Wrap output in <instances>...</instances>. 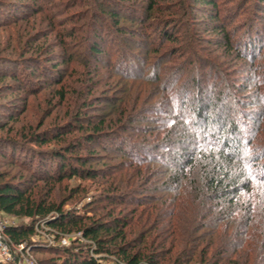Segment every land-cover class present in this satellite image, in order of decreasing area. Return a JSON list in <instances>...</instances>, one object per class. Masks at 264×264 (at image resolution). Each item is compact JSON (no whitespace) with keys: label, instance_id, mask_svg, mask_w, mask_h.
Instances as JSON below:
<instances>
[{"label":"rangeland","instance_id":"1","mask_svg":"<svg viewBox=\"0 0 264 264\" xmlns=\"http://www.w3.org/2000/svg\"><path fill=\"white\" fill-rule=\"evenodd\" d=\"M213 1L215 10L193 0H0V115H8L13 109L20 113L12 122L0 118V125H5L0 137L19 140L30 132H40L55 125H72L73 130L66 131L65 141L68 142L81 137L83 131L79 128L86 129L89 121L97 124L99 119L106 117L104 131L116 132L121 137L119 141H125L126 149L129 147L127 142L154 144L159 140L160 143L169 131L166 119H176L175 116L181 113L180 105L188 103H181L183 96L179 95H184L187 87L198 80L206 89L211 105L210 116L220 106L219 110L228 113L227 124L237 125L241 136L248 138L241 142L245 148L243 157L255 173L264 164V9H258L257 0ZM17 4L29 7V10L22 12L23 7L19 8ZM152 5L155 12L149 14L148 8ZM100 7L120 13L118 28H115L110 15H100ZM257 16L260 18L256 20ZM164 25H168L166 31L173 41L165 42L161 47L160 32ZM221 29L226 31L229 43H225L222 33H219ZM94 36L103 40L102 57L96 61L89 58L86 51L87 41ZM249 40H254L257 51L251 56L240 54L242 44ZM50 54H53L50 56L54 58L52 62L47 61ZM63 55L68 59V64H59L63 70L64 102L56 93L59 85L38 82L32 95H23L12 80L3 76L5 73L19 77L26 74L31 75L33 82L44 80L32 68L37 65L36 58H43L51 64L58 63ZM122 67L127 76L118 74ZM34 72L36 75L32 76ZM189 97L192 96L183 100ZM83 99L91 105L85 107L88 109L83 110ZM109 102L116 105L127 103L124 105L128 107L124 118L133 116L138 122L129 127L127 124L115 126L116 114L107 116ZM80 109L83 111L80 112V120H71ZM184 109L187 108H183V114L186 113ZM164 111L171 114L162 115ZM188 113L187 117H190ZM220 132L211 129L214 142L220 143L221 137L226 135ZM119 141L113 144V149L119 148ZM50 147L56 145L52 143L44 149ZM86 147L77 153L87 155L92 147ZM93 149L98 157L92 164L114 169L116 177L128 171L125 165L132 162L131 158L123 153L103 152L100 147ZM142 167L144 170L145 166ZM151 169L156 170L155 173L162 171L159 166ZM0 173L8 175L4 180L29 177L23 170L2 160ZM149 175H154L153 171ZM157 180V177L150 178L149 184L139 191H151ZM161 182L157 183L158 186ZM252 183L249 196L258 191L264 193V183L258 187ZM105 187L104 178L67 179L55 184L47 202L63 205V211L82 213L97 194L105 191ZM49 188L42 182L34 183V199H45ZM261 200L264 201V194ZM238 201L235 205L242 204ZM97 206L100 207L99 204ZM131 207L135 204L127 206L126 210H131ZM100 214L102 212L96 213ZM0 215L6 227L20 222L11 216ZM254 217L261 228H249L244 237L245 249L234 252L231 246L225 263L264 264V217ZM22 223H28V220H22ZM36 226L32 245L24 246V249L29 248L37 264L53 258L48 247H69L78 240L76 232L56 237L46 225L37 223ZM244 239L237 240L243 243ZM227 242L221 247H225ZM101 264L123 263L115 257H108Z\"/></svg>","mask_w":264,"mask_h":264},{"label":"trees","instance_id":"2","mask_svg":"<svg viewBox=\"0 0 264 264\" xmlns=\"http://www.w3.org/2000/svg\"><path fill=\"white\" fill-rule=\"evenodd\" d=\"M193 1L216 9L213 0ZM257 4L258 9H264V0H257ZM17 5L23 7L22 12L29 10V7ZM100 8V15H110L115 28H118L120 13L114 9L108 12L104 7ZM154 12L152 5L148 13ZM211 16L217 18L216 15ZM259 18L257 16L256 20ZM160 22L159 26L162 20ZM167 26L164 25L160 32L161 47L165 42L173 41L166 31ZM219 33H222L225 43H229L226 31L221 29ZM87 44V56L94 61L99 60L102 57L103 40L94 36L89 38ZM241 47L240 54L251 56L257 51L254 40H249ZM52 55L47 61L52 62ZM59 58L58 63L51 64L43 58H36L37 65L32 68L44 80L33 82L31 75L26 74L19 77L14 73H5L3 76L12 80L23 95H32L33 87L39 85L38 82L59 85L56 93L60 101L64 102L63 70L59 64H68V59L65 55ZM124 70L122 67L118 74L127 76ZM35 72L32 76L36 75ZM187 88L189 90L179 96H183V99L192 97L186 101L182 99L181 103H188L180 105L181 113L175 116L176 119H166L169 131L163 135L160 143L155 137V145L127 142L129 147L126 149L125 141H119L121 137L116 132L104 131L107 127L106 117L99 119L97 124L89 121L86 129L79 128L83 131L81 137L68 142L65 141L66 131H72V125H55L40 132H30L19 140L0 137V160L18 167L29 176L24 180H4L8 175L0 173V213L20 221L17 225L5 228L13 243L31 246L36 224L43 222L56 237L76 232L85 241L82 244L76 240L75 245L69 247H48L53 258L43 264H101L108 257H115L123 264H194L197 261L199 264H227L229 248L233 246L234 252L242 250L246 231L262 226L254 216L264 217V201L261 200L264 193L258 191L249 196L248 192L252 182H256L252 183L256 187L264 183V164L252 173L249 161L243 157L245 148L241 145L242 140L248 138L241 136L237 125L232 122L227 124L228 113L219 110L220 106L210 116L211 105L201 82L195 80ZM87 103L83 99V110L91 106ZM114 103H108L110 111L107 116L116 114L115 126L127 124L129 127L138 122L133 116L124 118L126 108L128 110L124 105L127 103ZM184 107L187 108L184 109L185 114L182 113ZM17 111L13 109L8 115H0V118L15 121L20 115ZM81 111H76V116L71 120H80ZM187 112L190 117H187ZM170 114L166 111L162 113ZM108 124L112 126L111 121ZM4 128L5 125H0V131ZM211 129L221 131L220 134L226 133L220 143L213 141L215 137ZM118 141L119 148L113 149V144ZM52 143L56 147L44 149ZM84 145L92 148L83 156L77 152L87 149ZM97 147L103 152L123 153L131 158L132 162L125 165L128 171L116 177L114 169L92 164L98 157L93 149ZM142 166H145L144 170ZM153 166L161 167L162 171L155 173L156 170L151 169ZM152 171L154 175H149ZM152 177L158 180L151 191H139L149 184ZM72 178H104L107 184L105 191L97 194L82 213L63 211V205L47 202L55 184ZM159 181L163 182L158 186ZM37 182L50 187L42 201L33 197L34 183ZM243 194H248V197H242ZM237 199L242 202L241 205H235ZM134 204L135 207L126 210L127 206ZM97 212L102 214L96 215ZM22 220H28V223H22ZM238 238H243V243H239ZM226 241L228 246L222 248L221 244Z\"/></svg>","mask_w":264,"mask_h":264},{"label":"built area","instance_id":"3","mask_svg":"<svg viewBox=\"0 0 264 264\" xmlns=\"http://www.w3.org/2000/svg\"><path fill=\"white\" fill-rule=\"evenodd\" d=\"M40 225L44 226L45 224L41 222ZM5 228L6 225L0 215V263L9 262L13 264H37L31 256L29 248L24 249L23 245L14 244L6 234ZM36 228H38V226L35 227V230ZM77 238L79 241L85 242L81 234H77ZM61 243L65 245L63 241H61ZM51 245L52 244L49 243V246Z\"/></svg>","mask_w":264,"mask_h":264}]
</instances>
